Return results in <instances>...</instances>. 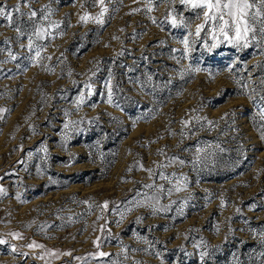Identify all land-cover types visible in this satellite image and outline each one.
I'll return each instance as SVG.
<instances>
[{
	"label": "rangeland",
	"instance_id": "1",
	"mask_svg": "<svg viewBox=\"0 0 264 264\" xmlns=\"http://www.w3.org/2000/svg\"><path fill=\"white\" fill-rule=\"evenodd\" d=\"M29 3L0 18V264H264V16L209 51L180 0Z\"/></svg>",
	"mask_w": 264,
	"mask_h": 264
},
{
	"label": "snow or ice",
	"instance_id": "2",
	"mask_svg": "<svg viewBox=\"0 0 264 264\" xmlns=\"http://www.w3.org/2000/svg\"><path fill=\"white\" fill-rule=\"evenodd\" d=\"M95 4L99 6L100 12L97 16L92 17L86 12L84 15L80 17L81 22H88L89 20H93L96 23L103 24V16L105 12H107V7L105 6V0H94ZM256 2L261 5H264V0H180V4L192 9V10H201L203 13V22L196 25L195 35L199 38L203 30H205L207 25H211L208 31L211 34V39L213 43L211 45L205 44V47L211 51L212 48H216L219 43L224 41L229 44L240 45L243 41V46H248V38L249 35H254V28L249 22V17L251 15L252 19H256L257 17L264 16V12H262L259 8L255 13L250 14V9L256 6ZM26 6L31 8L29 0H17V4L13 6L11 10H8L6 6L0 5V18H4L7 20L8 25L12 26L14 23L13 16L14 14L18 16H28L30 21H35L37 17V12L35 10H30L27 13L21 11V7ZM140 9H134L133 11H139ZM151 4L148 6V11H151ZM47 19V16L43 17ZM197 18H200V13L197 12ZM156 21L153 20V23ZM167 22L171 24L173 28L186 26L183 17L177 20L176 16L169 12L167 16ZM59 25L53 24L52 27H58ZM17 33L20 36L26 35L24 31L20 29V27L16 28ZM260 32L264 34V26L260 28ZM28 35V44L27 47L31 50L35 47L33 43V36L37 39H43L45 36V31L36 28L34 32L27 34ZM221 37L223 38L221 40ZM181 43L184 45L185 55H187L190 50V41L188 37H185ZM21 47H24L22 44ZM36 57L40 56V49L36 48L35 52ZM11 59L15 60L16 56L9 53ZM85 89H87L88 94H92V85L90 83H85ZM83 96L81 94L79 103H83ZM108 102H112V91L109 87L108 89ZM67 128V125H65ZM181 163H183L181 161ZM163 178V177H162ZM3 189H0V192H3ZM179 191V189H177ZM223 204V202H222ZM104 208H107V203L103 205ZM18 236L19 234H15ZM5 243V241L0 240V244ZM41 247L40 245H29V247ZM15 250V249H13ZM99 256H106L107 253L100 252ZM203 253L201 257L203 258ZM264 255V254H262Z\"/></svg>",
	"mask_w": 264,
	"mask_h": 264
}]
</instances>
